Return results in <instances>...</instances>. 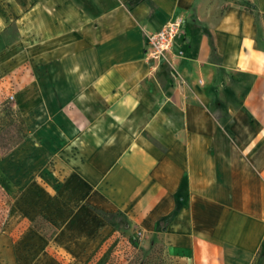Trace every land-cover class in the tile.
I'll list each match as a JSON object with an SVG mask.
<instances>
[{"label":"crops","instance_id":"crops-1","mask_svg":"<svg viewBox=\"0 0 264 264\" xmlns=\"http://www.w3.org/2000/svg\"><path fill=\"white\" fill-rule=\"evenodd\" d=\"M130 1L0 0V107L15 95L27 127L22 144L0 147V181L47 184L49 214L90 198L129 227L162 226L176 263L254 264L264 0ZM182 19L171 63L147 60L146 37ZM96 222L101 242L114 227ZM0 264H22L1 231Z\"/></svg>","mask_w":264,"mask_h":264},{"label":"rangeland","instance_id":"rangeland-1","mask_svg":"<svg viewBox=\"0 0 264 264\" xmlns=\"http://www.w3.org/2000/svg\"><path fill=\"white\" fill-rule=\"evenodd\" d=\"M244 5L249 4L245 1ZM180 52L176 51L178 55ZM174 55L171 52L161 60L169 65ZM9 101L14 108L15 101ZM9 123L2 106L0 147L6 153L27 129L21 115L15 124L9 126ZM45 185L21 182L11 186L0 181V231L16 241L22 264H180L166 255L162 226L155 232L129 227V221L120 214L110 216L96 211L90 198L78 199L74 208L65 213L49 214L44 209ZM57 187L56 183L53 190ZM96 219L114 227L101 242H98Z\"/></svg>","mask_w":264,"mask_h":264},{"label":"built area","instance_id":"built-area-1","mask_svg":"<svg viewBox=\"0 0 264 264\" xmlns=\"http://www.w3.org/2000/svg\"><path fill=\"white\" fill-rule=\"evenodd\" d=\"M186 34L185 21L175 20L168 23L161 31L148 35L146 37L145 45L147 47V60H161L169 53L173 52L177 47V42ZM180 52L179 56H182ZM9 100H15V95L11 94Z\"/></svg>","mask_w":264,"mask_h":264},{"label":"trees","instance_id":"trees-1","mask_svg":"<svg viewBox=\"0 0 264 264\" xmlns=\"http://www.w3.org/2000/svg\"><path fill=\"white\" fill-rule=\"evenodd\" d=\"M143 1L144 0H131L128 4V7L130 9H133L134 7L138 6V4L142 3ZM250 12H252V11L250 10ZM3 112L5 113L6 118H8V120L10 122L9 126L15 124L16 121L18 120V118L20 119V115L18 114V112H16L14 110V108H12L10 101L6 102L3 105ZM22 131L23 130L20 129V132H22ZM25 138H26V135H23L22 138H20L18 140V142L15 146L22 144L25 141ZM4 154H8V153L4 152ZM254 261H255L254 264H260V262L264 261V245H262V249L258 252L256 259Z\"/></svg>","mask_w":264,"mask_h":264}]
</instances>
